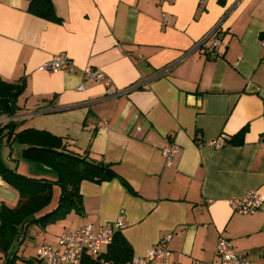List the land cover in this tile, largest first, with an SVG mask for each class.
<instances>
[{"label":"crops","instance_id":"crops-1","mask_svg":"<svg viewBox=\"0 0 264 264\" xmlns=\"http://www.w3.org/2000/svg\"><path fill=\"white\" fill-rule=\"evenodd\" d=\"M31 2L0 0V76L27 81L14 118L111 163L132 190L120 178L84 180L82 207L32 225L17 245L18 263L32 264L41 243L58 244L86 225L100 231L122 215L135 256L172 233L169 262L156 264H220L221 235L264 264V204L240 214L228 202L252 189L264 193V0H52L50 13L33 12ZM223 16L219 55L206 51L211 40L195 48ZM61 52L71 66L42 68ZM87 66L102 69L121 93L108 95L104 81L84 82ZM245 127L243 144L228 142ZM223 135L224 146L210 144ZM169 139L180 146L171 166L162 152ZM0 156L21 170L5 137ZM31 163L20 172L54 177ZM19 198L17 183L0 171V206Z\"/></svg>","mask_w":264,"mask_h":264},{"label":"trees","instance_id":"trees-1","mask_svg":"<svg viewBox=\"0 0 264 264\" xmlns=\"http://www.w3.org/2000/svg\"><path fill=\"white\" fill-rule=\"evenodd\" d=\"M31 10L35 13H50L53 10L52 0H32ZM27 87L26 77L17 82L6 81L0 76V118L11 117L0 122V141L5 137L7 145L14 149L16 142L21 144V154L13 156L17 161L25 160L38 163L54 173V177H32L9 167L0 156V171L6 178L19 186L20 198L15 206H0V250L5 260L0 264H19L17 246L9 258L15 242L20 236L21 243L28 229L38 224L46 227L66 215L74 207H82L83 194L81 183L84 180L103 182L120 178L129 190V183L113 169L111 163L97 160L90 153H77L71 149L66 139L48 130L35 127H21V122L14 118L19 111V98ZM247 128H242L228 142L239 145L245 142ZM54 185H60L59 197L54 199ZM25 224V225H24ZM117 229L114 240L102 257L110 264H127L133 259V247ZM86 256L83 264H100L101 258L92 259ZM8 260V262H7ZM30 261V260H29Z\"/></svg>","mask_w":264,"mask_h":264},{"label":"built area","instance_id":"built-area-1","mask_svg":"<svg viewBox=\"0 0 264 264\" xmlns=\"http://www.w3.org/2000/svg\"><path fill=\"white\" fill-rule=\"evenodd\" d=\"M167 1L169 3L172 2V0ZM224 20L225 16L197 43L195 48L207 46L206 42L211 40L212 43L207 46L206 51L212 57H217L219 55L218 47L222 42L219 29L222 27ZM163 21L166 25L172 23L167 13L163 14ZM68 66H71V59L65 52H61L46 61L42 65V68L48 71H58ZM83 79L84 82L104 81L109 88L107 91L108 95L114 96L121 93L110 89L111 79L100 68L87 66L83 69ZM79 88L83 89L84 85H80ZM226 143L227 139L225 135L210 142V144L218 148L224 146ZM179 151L180 146L174 140L169 139L162 149L166 165L171 166L174 163L175 156ZM228 202L234 212L252 214L263 206L264 193L258 189H252L246 192L244 196L230 197ZM125 225V218L121 215L113 225L105 227L100 231H95L92 225H86L80 229L65 232L59 236L58 244H39L36 259L32 264H83L86 256L99 258L103 247L113 242L116 230L123 228ZM171 238L172 233L165 234L146 254L142 256L134 255L131 264H156V261L159 259L169 262L172 253L169 248ZM217 253L221 259L220 264H254L249 257L238 253L232 240L224 235H221L218 240Z\"/></svg>","mask_w":264,"mask_h":264},{"label":"rangeland","instance_id":"rangeland-1","mask_svg":"<svg viewBox=\"0 0 264 264\" xmlns=\"http://www.w3.org/2000/svg\"><path fill=\"white\" fill-rule=\"evenodd\" d=\"M75 152L80 153L78 151H75ZM14 154L18 157L21 154V144L19 142H16L14 145ZM30 164H32L30 161L22 160L20 171H26L27 169H29ZM53 190H54V199H57L59 197V193L61 191L60 185H54ZM38 241H39V235L35 236V238H33V240H32L33 243L29 246V251L34 249V247H35L36 243H38Z\"/></svg>","mask_w":264,"mask_h":264},{"label":"water","instance_id":"water-1","mask_svg":"<svg viewBox=\"0 0 264 264\" xmlns=\"http://www.w3.org/2000/svg\"><path fill=\"white\" fill-rule=\"evenodd\" d=\"M24 225H25V224H24ZM19 239H20V236H19V238L17 239V241L15 242L14 247H13V249H12L10 255H9V258L11 257V255L13 254V252L15 251V248H16V246H17V243H18V240H19ZM7 262H8V260H7Z\"/></svg>","mask_w":264,"mask_h":264}]
</instances>
